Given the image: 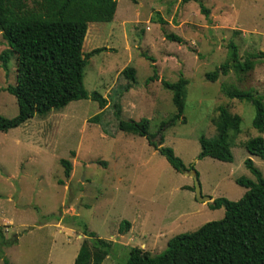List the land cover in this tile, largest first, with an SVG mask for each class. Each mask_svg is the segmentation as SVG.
Masks as SVG:
<instances>
[{"label":"rangeland","instance_id":"374dc122","mask_svg":"<svg viewBox=\"0 0 264 264\" xmlns=\"http://www.w3.org/2000/svg\"><path fill=\"white\" fill-rule=\"evenodd\" d=\"M200 4L211 11L210 20ZM101 47L108 50L89 59L84 82L90 94L107 99L105 109L80 100L0 132V232L11 243L2 246L0 264H74L81 245L90 242L86 231L112 242L103 264H126L134 248L159 255L173 237L224 218V209L210 205L245 195L237 180L256 181L248 159L264 177V160L244 147L251 138H264L253 127L255 107L223 92L264 95V60H258L264 52V0H119L113 22L89 24L84 53ZM233 47L242 63L255 61L254 70L233 67L216 82L208 80V73L230 61ZM7 49L0 31V55ZM128 67L136 71V82L126 90L122 72ZM16 72L14 57L8 71L0 60V116L6 118L19 112L16 98L4 90L16 83ZM155 72L160 80L149 81ZM182 78L188 81L186 122L165 128L159 147L172 148L188 169L194 166L210 203L196 200L193 179L174 170L146 138L119 128L121 121L147 123L157 142L161 125L177 111L162 81ZM220 106L242 119L240 132L230 131L232 163L199 159L200 138L217 134ZM63 160L72 165L69 178ZM123 222L131 226L121 234Z\"/></svg>","mask_w":264,"mask_h":264},{"label":"trees","instance_id":"16d2710c","mask_svg":"<svg viewBox=\"0 0 264 264\" xmlns=\"http://www.w3.org/2000/svg\"><path fill=\"white\" fill-rule=\"evenodd\" d=\"M119 0H0V31L8 49L0 55L2 67L9 70L14 57L16 61V83L4 90L16 98L19 112L14 118L0 116V132H9L25 125L35 117H45L54 111L65 109L70 103L80 100L98 102L100 109L108 104L99 92L90 94L85 86V69L89 59L107 51L106 47L96 48L84 53L83 46L90 23L113 22ZM136 2V0H132ZM184 3L200 0H182ZM201 13L210 20L211 11L200 4ZM161 22L164 23L163 20ZM167 39L183 43L175 34H167ZM230 61L217 71L208 73L206 78L216 82L220 75H228L234 67L236 71L254 70L255 61L248 59L242 63L236 47H233ZM149 60L154 59L144 54ZM264 56V52L260 53ZM234 63V65L232 64ZM232 64V65H231ZM154 65V63H153ZM155 67V65L153 66ZM156 73V72H155ZM122 75L129 81L126 90L136 82V71L125 68ZM158 74L149 81L158 80ZM160 80V79H159ZM163 86L173 92L176 106L175 116L164 122L157 135L162 137L167 127L174 126L179 120L184 123L186 86L184 78L177 83L162 81ZM223 92L232 99L253 104L256 116L253 127L264 133V95H253L243 91ZM117 119H121V109L115 104ZM216 121L217 134L214 138H200L201 154L199 159L212 158L221 162L232 163L230 131L236 134L241 130L242 119L234 115L226 106H220ZM100 115L94 119L98 121ZM119 128L128 133H135L147 139L160 155L165 157L178 173L188 170L175 151L166 146L159 147L150 133L147 123L121 121ZM247 152L264 160V138H251L244 143ZM65 176L69 178L72 165L63 160ZM247 168L256 177V181L240 178L237 184L247 191L239 201L226 198L214 200L212 210H225V216L218 221L202 225L192 233L173 237L167 249L159 255H152L140 248H134L126 264H264V177L251 159L246 161ZM191 169L194 166H190ZM131 224L123 222L120 233L129 231ZM90 242H84L74 264H103L110 255L112 242L99 238L95 233L87 232ZM11 244L0 232V255L2 246ZM8 264V263H6Z\"/></svg>","mask_w":264,"mask_h":264},{"label":"water","instance_id":"95a60500","mask_svg":"<svg viewBox=\"0 0 264 264\" xmlns=\"http://www.w3.org/2000/svg\"><path fill=\"white\" fill-rule=\"evenodd\" d=\"M258 60H264L263 57H259ZM162 141V137L159 136V140L156 142L158 146H160V143ZM185 175L191 177L194 181V192H195V198L198 202L201 203H210L212 202V198L210 196H204L202 192V185L200 183L199 175L198 172L193 168V169H188L183 172Z\"/></svg>","mask_w":264,"mask_h":264}]
</instances>
